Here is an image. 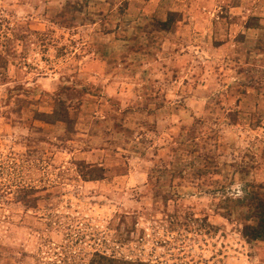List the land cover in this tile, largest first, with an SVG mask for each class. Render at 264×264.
<instances>
[{
  "label": "rangeland",
  "instance_id": "1",
  "mask_svg": "<svg viewBox=\"0 0 264 264\" xmlns=\"http://www.w3.org/2000/svg\"><path fill=\"white\" fill-rule=\"evenodd\" d=\"M264 0H0V264H264Z\"/></svg>",
  "mask_w": 264,
  "mask_h": 264
},
{
  "label": "trees",
  "instance_id": "2",
  "mask_svg": "<svg viewBox=\"0 0 264 264\" xmlns=\"http://www.w3.org/2000/svg\"><path fill=\"white\" fill-rule=\"evenodd\" d=\"M254 218L256 225H248L244 229V235L248 240H264V198H255Z\"/></svg>",
  "mask_w": 264,
  "mask_h": 264
}]
</instances>
